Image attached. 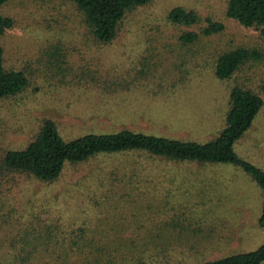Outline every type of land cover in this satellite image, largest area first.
Instances as JSON below:
<instances>
[{"label": "rangeland", "instance_id": "374dc122", "mask_svg": "<svg viewBox=\"0 0 264 264\" xmlns=\"http://www.w3.org/2000/svg\"><path fill=\"white\" fill-rule=\"evenodd\" d=\"M224 1L149 0L123 15L109 43L86 37L83 18L69 0L6 1L0 14L13 24L0 38L4 66L23 70L28 84L0 100V153L22 148L41 118L52 119L64 140L121 128L195 142L214 137L223 124L229 89L244 85L257 91L264 78L262 62L245 63L229 79L214 77L210 64H203L210 53L238 45L264 53L257 30L223 16ZM174 6L222 22V32L201 38L193 48L179 47L176 36L197 31V26L169 22L166 15ZM150 55L149 62L157 58L162 66L141 69L146 77L134 76L140 58ZM176 60L184 61L186 74L176 81L171 71L165 83L166 66ZM106 74L135 84H101ZM260 96L263 105L232 149L264 172V94ZM260 207L259 187L230 163L197 166L132 151L97 153L80 163H64L53 182L25 174L0 177V264L12 259L10 243L18 247L29 222L37 227L55 218L67 227L83 223L111 233L128 230L126 235L137 237L134 248L146 251L140 256L146 264H198L261 244ZM39 248L30 264H59L62 247ZM157 249L164 252L152 262L149 253Z\"/></svg>", "mask_w": 264, "mask_h": 264}, {"label": "trees", "instance_id": "16d2710c", "mask_svg": "<svg viewBox=\"0 0 264 264\" xmlns=\"http://www.w3.org/2000/svg\"><path fill=\"white\" fill-rule=\"evenodd\" d=\"M6 1L8 0H0V6ZM69 1L83 18L86 37L93 43H109L116 36L117 26L123 15L149 0ZM222 14L244 28L251 27L257 30L264 40V0H225ZM166 18L172 24L197 26V31H182L176 36L178 46L186 49L193 48L201 38L221 33L223 30L222 22L208 16L201 17L197 12L180 6L172 7L167 12ZM12 24L13 21L9 16L0 14V38ZM209 56V60L202 58L203 64L209 63L212 75L218 79H229L247 62L256 64L262 62L264 66V53L257 47L238 45L210 53ZM149 59H152V55L140 58L141 67L134 76L146 77L147 74L141 72V69L156 70L154 68L162 66V62L157 58L153 63L149 62ZM180 61L176 60L166 66L165 83L171 71L178 76L176 81L182 80L186 70L183 68L184 61ZM114 80L111 75L106 74L105 79L102 78L100 83L104 84L108 81L111 86H120L121 83L135 84L132 79V82ZM27 84L28 78L23 70L8 69L4 66L3 51L0 46V100L22 92ZM256 90L244 85H233L228 92L227 109L221 129L214 137L203 142L154 136L126 128L105 134L86 133L64 140L59 136L57 126L52 119L41 118L36 131L30 135L22 148L7 147L1 151L0 177L5 179L13 174H25L40 182H53L60 175L64 163H80L97 153L125 151L160 158L171 163H189L197 166L230 163L238 167L259 187L261 207L257 224L264 227V172L252 163L239 158L232 149V145L249 129L254 116L263 105L260 94H264V78L259 82ZM107 172L115 176L113 172L109 170ZM131 178V175L127 177L128 180ZM54 221L41 222L37 227L29 222L28 225L31 226L28 227L27 233L23 232L18 239L27 249L22 247L21 243H18V247L13 242L10 243L15 251L13 250L12 259L3 261L4 264H30L28 260L34 258L32 254L37 252L40 246L46 247L49 244L62 247L59 248L61 253L57 254L61 257L59 264H146L140 258L146 251L134 248L138 245L137 237L135 234L126 235L128 230H123L124 228L114 229L111 233L106 232L105 227L102 229L95 227V224L91 228L83 223L77 226L71 224L67 227L62 220L59 222V219L55 218ZM26 236L31 238L27 239ZM155 237L159 239V236L155 235ZM126 243L129 248L125 249ZM52 251L56 250L52 248ZM162 252H164L162 249H157L149 253L152 262ZM164 256L165 254L162 255ZM263 262L264 241L253 250L223 255L198 264H262Z\"/></svg>", "mask_w": 264, "mask_h": 264}]
</instances>
